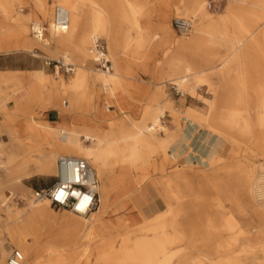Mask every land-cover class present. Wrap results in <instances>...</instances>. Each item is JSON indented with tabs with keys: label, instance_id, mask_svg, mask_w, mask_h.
I'll list each match as a JSON object with an SVG mask.
<instances>
[{
	"label": "bare ground",
	"instance_id": "obj_1",
	"mask_svg": "<svg viewBox=\"0 0 264 264\" xmlns=\"http://www.w3.org/2000/svg\"><path fill=\"white\" fill-rule=\"evenodd\" d=\"M178 1L173 6L168 0H116L117 13L109 5L110 0H0L1 8L13 22L30 25L29 31L37 36L18 42L15 28H0V52H29L34 45L47 52L63 50L58 61L74 67L67 81L52 78L42 70L0 71V114L4 117L0 121V164L6 172L0 178V212L11 213L5 202L14 193L26 194L23 179L57 175V160L64 156L89 161L98 180L100 199L99 213L89 218L69 215L67 210L52 211L47 200L30 201L23 225L35 221L60 225L64 229L62 238L70 244L84 246L80 242L83 238L92 243L72 255L62 248L39 253L20 243L15 227L10 230V239L25 255L21 264H73L82 258L90 261L92 254L97 264H127L131 259L124 252H148L144 251L146 245L140 246L141 241H158V248H148L160 251L168 246L161 245L168 238L175 245V252L161 264H176L175 256L199 248L198 242L186 245L188 239L204 235L211 242L217 230L227 228L237 231V236L217 240L216 253H224L223 261L201 255L207 264H264V258L258 260L255 253L246 249L252 247L250 237L257 235L264 240V161L257 163L250 158L256 155V148L264 157V0H228L226 14L217 16L209 13L206 0ZM57 7L67 12L68 28L64 32L54 22ZM172 15L193 22L187 40L175 39ZM120 22L128 28L117 35ZM98 36H104L109 43L107 57L112 60V72L95 69L93 73L84 63L87 59L93 64L96 61L91 48ZM168 44L175 46V52L166 61L165 76L172 85L190 94L199 86L206 87L212 96L202 97L207 113L202 117L197 109L189 108L187 116L181 117L183 122L175 121L174 130H168L161 118L166 108L174 110L161 103L162 95L157 90L141 117L127 124V112L135 105L125 95V74L132 63L150 62L158 49ZM194 45L205 50L204 68L196 67L178 51L190 53ZM71 59L82 64L75 65ZM88 76L96 84L93 91L88 88ZM16 94H22L20 99L15 98ZM91 95L97 105L89 102ZM63 97L67 102L59 105L58 100ZM110 104L125 118L115 122L108 113ZM54 108L58 119L48 121L45 114ZM201 121L205 123L204 135L197 136L195 129ZM3 134L8 135L9 142L1 139ZM239 138L249 141L245 147L249 162L236 160L242 148ZM212 139L213 149L207 157L193 164L185 155L182 170L161 175L165 185L174 191L172 204L165 202L166 208L153 216L141 214L144 224L140 228L105 238L95 233L93 223L107 212L111 194L135 203L140 196L136 190L139 185L152 188L145 182L149 171L161 173V164L169 162V158L180 152L187 154L191 146L202 149ZM227 153L234 156V166L220 164ZM153 158L161 159L160 166ZM190 170L194 176H201L191 180ZM219 171L225 177H218ZM238 215L248 220L247 227ZM11 241L0 240V264H8L7 258L15 251ZM143 259V264L151 263L149 255ZM177 264L203 261L192 258Z\"/></svg>",
	"mask_w": 264,
	"mask_h": 264
},
{
	"label": "rangeland",
	"instance_id": "obj_2",
	"mask_svg": "<svg viewBox=\"0 0 264 264\" xmlns=\"http://www.w3.org/2000/svg\"><path fill=\"white\" fill-rule=\"evenodd\" d=\"M168 3H171L173 6L175 4L178 5V0H168ZM208 3V11L209 13H212L214 16L226 14L227 12V5L229 4L228 0H206ZM109 5L112 7L114 12L119 11L116 0H110ZM31 8L26 9L25 12L29 13ZM176 15H172L170 18V22L173 21ZM123 21V20H122ZM124 22V21H123ZM120 22V25L117 27V35L120 34L123 30L127 29V24ZM173 24V22H172ZM30 25L23 23V22H13L12 19H10L6 12L1 8L0 6V28L3 29H11L15 28L18 32L15 33V40L18 42H23L24 39H33L32 33L29 31ZM24 28H26V32L24 31ZM174 28V27H173ZM121 31H120V30ZM193 29V27H192ZM176 34V35H175ZM191 32L186 35H180L174 30V37L176 40H187L190 36ZM101 40H103L106 43L107 46V55L109 57V43L107 42L106 38L98 36ZM91 45H89L88 48H90ZM180 54L184 55L186 59H190V62L193 63L198 68H204V53L205 50L198 45H194L191 48L190 53L184 50H178ZM175 52V46L173 45H164L158 49L156 52V55L152 58L150 62L143 60L137 63H132L129 73L125 74L124 81L127 85V91L125 92V95L128 97V99L131 100L132 103H134L135 108L129 109L127 114L129 115V118L126 120L127 124H131L133 121L139 119L141 117V112L144 110V108L149 104L151 97L157 90H160L162 104H167L168 107L174 110V112H171L170 109L166 108L164 115L161 118V123L165 126L168 130H174L175 127V121H179L180 123L183 122L181 117L187 116V113H189V108H195L198 112H200L201 116L204 117L206 112V106L203 104V98L211 99V93L207 91V88L204 86H199L196 88V91L194 94H190L187 90L184 88H178L174 85H172V82L170 81V78L165 76V70L166 67V61L169 60ZM2 53V56H0V66H8L10 68L12 67H21V68H30L33 70H42L45 74L51 75L52 78L58 79L62 78L64 80H68V78L71 76L70 73H65L61 68H56L55 61L61 59V55L64 53L63 50H57L55 52L53 51H45L41 46L34 45L32 48H30L28 51H22L13 49L9 52H0ZM118 53L120 56L122 55V52L120 49H118ZM71 56V53L69 54ZM107 57V58H108ZM110 59V58H109ZM73 63L76 65H81L82 63L80 61H76L75 59H71ZM112 62V60H111ZM84 63H86V67L95 73V65L91 62V60L87 59ZM113 64V63H112ZM113 68V67H112ZM113 71V70H112ZM111 71V72H112ZM97 74V73H96ZM88 88L90 91H93L96 87V84L93 82V80L88 76ZM148 85V88H147ZM147 88V91L145 90ZM22 94H16L15 98L20 99ZM59 105L61 102H67V98L63 97L58 100ZM89 102L93 103L94 105H97V99L91 95L89 97ZM252 104V103H250ZM166 105V106H167ZM12 104H10V107ZM108 106H111L109 108L108 113L113 115V120L115 122H118L119 120L125 118L124 114L119 113L115 108H113L114 105L110 104ZM117 112H116V111ZM172 110V111H173ZM58 110L56 108L49 110V113L47 112L45 115L48 118V115L51 116V119L55 120ZM173 113H175L173 115ZM121 115V116H120ZM175 116L176 119L175 120ZM132 117V118H131ZM58 119V118H57ZM4 117L0 114V121H3ZM205 123L201 121L200 125L196 126V135L202 136L204 135V126ZM164 134V132H162ZM202 134V135H201ZM4 136H1L2 140H5L9 142V137L6 134H3ZM240 146L241 152L237 156L238 161H241L243 163H246V161L250 156L249 152L245 151L246 145L249 144L248 140L240 139ZM248 143V144H247ZM214 145V139H212L209 143H207L202 149L195 148L194 146H191L189 148V151L186 155V160L190 163L196 162L200 158L207 157L211 150L213 149ZM166 151H169L167 149ZM192 151V152H191ZM256 155L250 157L252 161L254 162H262L264 161V157L260 156L258 149H255L254 152ZM189 154V155H188ZM193 156V157H192ZM166 158H169L166 154ZM248 157V158H247ZM163 158V157H162ZM0 159L2 157L0 156ZM169 162H164L161 164V159L159 158H153L152 160L156 163V165L163 167V171L159 174H152V172L149 171L148 177L146 178L145 182H148L151 178L157 177V176H167L174 172H179L184 167L182 166V160H180L177 157L169 158ZM256 159V160H255ZM246 160V161H245ZM262 160V161H261ZM223 162V163H222ZM220 164H226L228 166H234V156H232L231 153L225 154L224 160ZM1 163V160H0ZM216 164V163H215ZM157 166V167H158ZM190 167L194 168L192 164H190ZM190 170L188 174H190L191 180H197V176H201L199 173L197 176H194V173ZM221 172V173H220ZM218 177L222 178L221 176L225 177V173L223 171L218 172ZM6 172L4 171V168L1 167L0 164V178L4 177ZM225 174V175H224ZM56 175L51 174H45V175H34L29 178H25L22 180V187L27 192L25 195H22L18 192L14 193V196H12L8 201L5 203H8L11 208V213L6 214L4 212H0V240H3V242H7L9 239L11 241L10 236V230L17 227V229H14L15 235L19 237L20 243L26 246H30L31 248L35 249V252L41 253L42 251H45L47 249H54V251H58V249H65L69 254H73L77 252L80 247V244L74 245L73 243L70 244L68 240L65 238H62L64 229L60 225H47L39 221L25 223L23 225V220L27 218V213L29 211L28 203L32 200L34 191L36 188H42V187H49L52 185V183L56 180ZM195 178V179H194ZM196 189H198L197 186H195ZM153 190L154 188H146L145 184L143 186L139 185L136 190L140 191L139 195L146 190ZM5 195H8V192H5ZM123 196L117 195L116 198L109 197V203L112 204L115 201L123 200ZM108 203V205H109ZM99 205V204H98ZM135 205V203H134ZM137 206V205H136ZM5 208V207H4ZM138 208V206H137ZM50 210L52 211H58L59 209L50 207ZM98 210V209H97ZM140 210V209H139ZM60 211H63V209H60ZM219 211V210H218ZM96 212V211H95ZM74 215V213H70L69 215ZM75 216V215H74ZM77 219H80L79 217H76ZM89 218V217H86ZM238 220L242 222L243 225L247 227V220L245 219L244 215H238ZM83 220L84 219H80ZM143 218H142V225H143ZM140 225V226H142ZM231 223H229V226ZM140 226L136 228H140ZM253 226V225H251ZM133 229V228H132ZM130 230V229H129ZM125 233V232H124ZM237 234V231L231 230V229H223V230H217L216 234H214L213 238H211V242L205 240L204 235H196L191 239H188L186 242V245L189 242H198L197 246H199L198 249H188L181 252L180 255L175 256L176 259L175 263H182V262H190L193 259H199L203 261V264H207L206 258H203L202 256L206 255L210 258L215 259L216 261H219L220 263L223 261V257L225 256L224 253H216L218 250L217 247V240L219 241L223 238L231 239L234 238ZM199 237V238H198ZM242 237V236H241ZM197 238V239H196ZM240 238V236H239ZM251 238L250 245L251 248L246 247L247 251L249 253H255V256H257V259H263L264 258V240L263 238H260L257 235H254ZM68 241V242H67ZM153 239V242L150 241L151 244H148V241H141L140 246H145L146 249L144 251H148L145 253H142L140 251H135L133 253H127L124 252V256L129 259V262L127 264H143L145 263V259H143V256L145 254L149 255V259H151L150 264H161V261L166 258L169 255H172L175 251V245L170 242L171 239L168 238V240H163L161 245L165 244L168 245L163 250H153L152 248L149 250L148 247H157L158 248V241ZM12 242V241H11ZM80 242H84L83 247H90L91 241H88V239H84ZM14 249L21 252L23 258L22 261H24V253L23 251L17 247L18 245L16 243H13ZM148 244V245H147ZM219 244V243H218ZM164 245V246H165ZM144 247V248H145ZM163 248V247H162ZM216 248V249H215ZM195 250V251H194ZM199 250V251H198ZM197 251V252H196ZM199 252V253H198ZM50 253V252H47ZM202 255V256H201ZM90 261L82 260L74 262L73 264H97L95 262V256L92 254L89 258Z\"/></svg>",
	"mask_w": 264,
	"mask_h": 264
},
{
	"label": "built area",
	"instance_id": "obj_3",
	"mask_svg": "<svg viewBox=\"0 0 264 264\" xmlns=\"http://www.w3.org/2000/svg\"><path fill=\"white\" fill-rule=\"evenodd\" d=\"M54 22L58 30L66 31L68 28L66 10L57 7ZM172 22L174 30L183 36L188 35L193 25L192 21L183 17H175ZM32 36L37 37L34 33ZM93 42L91 52L97 56L95 67L102 72L112 71V62L107 58L106 43L100 38ZM55 63V67L61 68L66 74L72 73L73 65H64L58 60ZM56 166L58 170L56 180L49 187L36 188L33 198L38 201L47 200L50 207L89 217L99 207L98 180L89 161L76 156H64L57 160ZM21 261L22 254L18 250L13 251L7 258L8 264H21Z\"/></svg>",
	"mask_w": 264,
	"mask_h": 264
},
{
	"label": "crops",
	"instance_id": "obj_4",
	"mask_svg": "<svg viewBox=\"0 0 264 264\" xmlns=\"http://www.w3.org/2000/svg\"><path fill=\"white\" fill-rule=\"evenodd\" d=\"M2 56V53H0ZM0 71L3 72H25L31 73L33 69L30 68H21V67H8L0 66ZM148 88V85H147ZM147 88L145 89L147 91ZM154 94H157L156 92ZM52 110V109H50ZM49 113V111H48ZM58 115V112H57ZM58 118V117H57ZM56 118V119H57ZM48 121H55L51 119V116L48 115ZM185 154L179 153L177 158L180 160L184 159ZM194 164V163H193ZM148 183L152 188L156 189L155 191L149 189L140 194L136 199L135 205L132 201L125 199L120 201H115L114 203H109V208L107 212L100 218L99 221L93 223V229L99 237H108L110 235H115L117 233H124L129 229L136 228L142 225V216L149 217L157 213H160L166 208V204H172L171 199L172 194L174 193L171 187L165 185L163 177H153ZM109 197L116 198V194H111ZM138 208H137V206ZM98 210L89 215H96L100 210V199ZM141 213H140V210ZM142 214V216H141ZM248 221V220H247Z\"/></svg>",
	"mask_w": 264,
	"mask_h": 264
}]
</instances>
